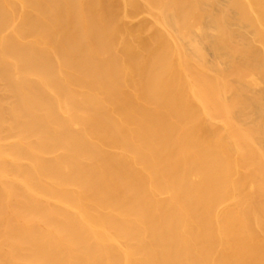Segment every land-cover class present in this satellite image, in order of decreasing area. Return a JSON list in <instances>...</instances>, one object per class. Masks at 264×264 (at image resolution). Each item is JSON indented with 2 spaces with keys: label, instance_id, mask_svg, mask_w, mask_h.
I'll use <instances>...</instances> for the list:
<instances>
[{
  "label": "bare ground",
  "instance_id": "6f19581e",
  "mask_svg": "<svg viewBox=\"0 0 264 264\" xmlns=\"http://www.w3.org/2000/svg\"><path fill=\"white\" fill-rule=\"evenodd\" d=\"M0 264H264V0H0Z\"/></svg>",
  "mask_w": 264,
  "mask_h": 264
}]
</instances>
